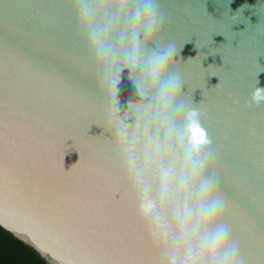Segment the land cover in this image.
Listing matches in <instances>:
<instances>
[{
    "label": "water",
    "instance_id": "water-1",
    "mask_svg": "<svg viewBox=\"0 0 264 264\" xmlns=\"http://www.w3.org/2000/svg\"><path fill=\"white\" fill-rule=\"evenodd\" d=\"M256 88L264 0H0V225L51 264H264Z\"/></svg>",
    "mask_w": 264,
    "mask_h": 264
},
{
    "label": "clouds",
    "instance_id": "clouds-1",
    "mask_svg": "<svg viewBox=\"0 0 264 264\" xmlns=\"http://www.w3.org/2000/svg\"><path fill=\"white\" fill-rule=\"evenodd\" d=\"M168 60H167V55L157 57L154 66H153V75L159 76L167 67ZM170 88H175L176 83L171 82L170 83ZM252 101L256 103L257 105L261 102L264 101V88H256L255 91L252 94ZM198 113L193 110L188 113V119H189V126H188V132H189V140L190 143L193 145V147H198L199 145L207 144L210 143L208 141L206 132L203 128L200 127L198 122L194 119L197 117ZM212 185L210 183H206L203 185L202 191L204 193H207L211 190ZM220 207V202L217 200H213L208 206L205 207L203 216L206 219V221H212ZM226 236V230L221 229L219 230L214 237V245H219L224 237Z\"/></svg>",
    "mask_w": 264,
    "mask_h": 264
},
{
    "label": "trees",
    "instance_id": "trees-1",
    "mask_svg": "<svg viewBox=\"0 0 264 264\" xmlns=\"http://www.w3.org/2000/svg\"><path fill=\"white\" fill-rule=\"evenodd\" d=\"M0 264H51L36 247L0 225Z\"/></svg>",
    "mask_w": 264,
    "mask_h": 264
}]
</instances>
